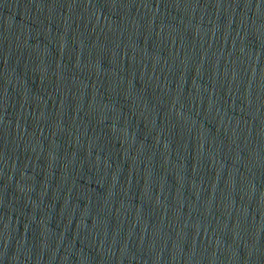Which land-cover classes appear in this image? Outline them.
<instances>
[{"label":"water","instance_id":"obj_1","mask_svg":"<svg viewBox=\"0 0 264 264\" xmlns=\"http://www.w3.org/2000/svg\"><path fill=\"white\" fill-rule=\"evenodd\" d=\"M0 264H264V0H0Z\"/></svg>","mask_w":264,"mask_h":264}]
</instances>
